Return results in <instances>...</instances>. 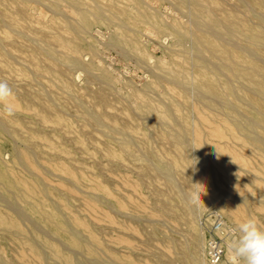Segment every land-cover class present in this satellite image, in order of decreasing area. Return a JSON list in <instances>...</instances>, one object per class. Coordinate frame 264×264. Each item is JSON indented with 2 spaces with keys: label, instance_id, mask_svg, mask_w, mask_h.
Returning a JSON list of instances; mask_svg holds the SVG:
<instances>
[{
  "label": "rangeland",
  "instance_id": "obj_1",
  "mask_svg": "<svg viewBox=\"0 0 264 264\" xmlns=\"http://www.w3.org/2000/svg\"><path fill=\"white\" fill-rule=\"evenodd\" d=\"M50 1L0 0V81L6 82L13 93L8 101L13 106L11 113L5 110L4 103H0L2 112L0 117L9 130L7 135L3 133L0 136V167L6 165L12 173L20 172L28 178L39 170L36 172L39 175L33 178L40 179L44 184L49 193L47 202L56 204L60 212L72 222L77 220L88 225L97 243L104 249V254H107V257H104L107 261L99 262L87 252L72 246L60 235L51 232L37 219L32 210L18 199L16 191L8 183L7 178L0 174V213L17 221L24 233L32 239L40 251H45L43 253L46 255L43 259L34 256L29 244H23L15 234L0 229V264H56L48 249L52 246L66 254L69 260L81 264L208 262L209 236L203 225V219L208 218L212 212H217L223 216L225 224L228 228H232L229 229L235 235H238L237 226L246 219L242 217L240 210L238 214L230 216L219 205L202 201L204 195L202 188L195 187L191 183V180L199 175V143L191 141L185 151L176 146L169 137V128L162 125L156 116L142 112L139 100L141 101L142 95H145L156 104H160L164 99L170 102L169 98H171L173 103H170L179 106L175 109L178 121L187 119L195 123L199 115L202 120L207 110L206 107L204 108L206 110L203 109L204 104L209 105L207 101L211 98H207V95L205 101L203 98L206 94L197 87L198 66L203 62L196 64L197 61L194 62V59L200 56L202 61L204 59L211 61L210 54L200 53L192 37L185 38L183 44L178 45L177 36L167 27H159L147 22L142 25L124 24L110 15L107 9L114 4L119 10L131 8L134 13H138L141 7L134 6L129 0H83L80 4H72L69 0ZM140 1L157 15L164 25H170L177 20L186 24L187 28L195 30L192 27L194 21H191L194 20L193 15L187 8L181 6L178 0ZM211 1L216 10L218 9V14L225 11L233 13L234 10L237 16L253 26L258 23L257 16L264 14V0H248L252 5H249L252 12L246 10L244 0ZM77 6L82 9H77ZM95 6L103 9L106 7L104 9L106 15L103 17L92 15V24L85 30L79 25L80 13ZM49 7L58 12L51 11ZM111 18L112 20H108ZM71 23L76 24L74 28H78L77 32L70 30L73 28ZM123 25L130 30L122 29ZM118 30L125 31L135 39L138 44L137 51L125 43L114 42ZM61 37L73 39L75 44L80 45V51L77 53L68 51L59 43L58 38ZM141 52H144V55H140ZM259 54L261 56H258V63L264 68V50H260ZM71 58L79 61L80 65L69 63L68 60ZM59 60L62 62H58ZM214 61L212 64L217 63L216 60ZM88 64L107 70L110 79L100 78L99 70H94L92 73L88 67H85ZM69 65L77 66L70 68ZM215 65L210 66L214 68ZM220 65L218 61L216 67L221 70V74L216 73L219 77L223 75L220 79L226 80L228 74L230 78L231 74L229 72L227 74L223 68L226 73H222ZM172 73L179 74L178 76L182 78L194 76L196 81L188 84L187 91L183 92L168 81ZM15 77L18 82L11 80ZM156 80L161 83L153 88H147ZM238 83L235 84L239 85ZM200 92L204 94L203 97L201 94L198 95ZM199 100L203 102V107L198 104ZM261 101L260 103L264 105V100ZM209 102L213 103L211 100ZM241 106V111L246 112L249 118L256 119L249 120L239 108L240 115H244L245 119L238 114L237 118L244 119L242 126L245 122L247 126L245 125V129V126H240L237 141H232L234 144L230 143L229 146H235L241 164L236 157L227 156L226 159L224 153L216 155L212 160L210 158L203 160L214 165L218 175L216 178L211 176L210 183L215 182L211 184L213 188L219 185L217 186L220 191L218 188L214 190L221 194L220 197L225 196H222L223 200L226 196H228L227 200L234 196H242L241 193L246 194V191L242 192L243 188H246L248 182L255 181L247 192L250 197L247 203L249 201L248 207L252 217L257 218L261 223L260 226L264 228L262 226L264 225V195H262L264 193L262 190L259 191L264 189V182L260 180L262 174L249 172L251 162L243 158L255 157L254 152H250V149L243 144L246 137H249V140L259 139L257 144L264 146V121L259 115L253 114L254 111ZM197 107L202 109L199 111ZM217 108V106L214 108L216 114L220 112ZM86 109L101 115L105 125L97 126L86 116ZM208 111L207 114L213 112V110ZM156 119H158L157 123ZM204 119L203 122L201 121L205 124L203 126L210 129L204 123ZM250 122L252 125L249 124ZM117 127L118 129L121 127L120 132L123 131L120 133L114 130ZM216 127L220 128L222 125L218 124ZM243 132L244 134L240 135ZM126 140L130 143L129 148L124 147ZM17 149L19 158L14 151ZM258 158L264 162V158ZM232 159H235L234 163ZM236 160L239 164L236 162L235 165ZM164 162L172 166L170 178L157 169V166ZM227 168L232 171V177L223 175ZM256 181L260 187L255 186ZM196 197L200 198L201 204ZM14 199H17L18 204ZM188 205H193L191 210L188 209ZM83 231L85 233V230ZM200 234L203 236L201 237ZM195 239L204 241V253L202 259L198 261L196 260L198 246L194 244ZM109 257L110 259H107ZM227 263L233 264V261L228 260Z\"/></svg>",
  "mask_w": 264,
  "mask_h": 264
},
{
  "label": "bare ground",
  "instance_id": "obj_2",
  "mask_svg": "<svg viewBox=\"0 0 264 264\" xmlns=\"http://www.w3.org/2000/svg\"><path fill=\"white\" fill-rule=\"evenodd\" d=\"M69 1L72 4H80L83 2V0H69ZM129 1H131L134 4V6L136 5L138 7V5H139L141 7V10L138 13L137 12L134 13L131 10V8H124L122 10H119L116 8L115 4L108 7L107 10L109 11L110 15H112L113 17H116L117 19L120 20V22H122L124 24L142 25V24L147 22V23L153 24L155 26L167 27V29H170L171 31H173V33L177 36L176 38H178V45H182L185 38H187V37L191 38L192 37L193 40L195 41L197 50L200 53L205 54L207 52L210 54L211 61L209 59H207V60L204 59L202 61V59L200 60L199 55H198L199 60L196 59V57L194 59V62L197 61L196 64H199L198 62H200V61L203 62L202 65L198 66V72H197L198 73V76H197L198 77L197 78L198 79V82H197L198 86L197 87H199V89L202 92H204L206 95L205 96H204V94L202 95L201 92L198 95L200 96V94H201L202 97L204 96L203 99H205V101H206L205 97L208 95L207 98L210 97L211 99L210 98L209 99L211 100V102H213L210 104V102H209L210 100H209V101H207L209 103V105L204 104L205 106L202 105L203 102H200V100H199L200 103H198V104H201L202 107L204 106L203 109L206 107L207 110H209V111L213 110L212 114H209L210 113L209 111H208L209 113L207 114V110L204 109V110H206L205 114H207V115H205V114L203 115V116H205L204 117L205 119L203 118L205 121L204 123H206L207 124L206 126H208L210 129L205 128L203 126L205 124L202 123L203 119L201 120V117H199L200 115L197 116V117H199V119L196 117L195 123H193L194 122L193 120L188 121L187 119H185L181 122L178 121V118L175 115L176 114L175 109H176V106L177 107H179V106L177 104L175 106L172 105L173 101H171L172 100L171 98H169V99H170V102H172V103L167 102L168 100L164 101L165 100L164 99L162 103L159 102L160 104H156L149 97L142 95L141 101L139 100L140 108H141L142 112H144L146 114L154 115L157 118H159L161 121V124L166 125L169 128V130H170L169 137L172 138L174 144L176 146H179V148L184 149V151L187 149V146L191 141H197L199 143V147H200V150L198 151V152H200V157H199V161H198V163H199V175H197V177L193 178V180H191V183L195 187L200 186L202 188L203 193H204L202 201L209 202V203H215V204L219 205L230 216L233 214H238V211L240 210L242 213V217L244 219L252 217L251 211L248 207L249 201L247 203V200L250 199L249 194L247 192H249L250 187L252 188L255 181L251 182V183L248 182L249 184L246 185V188H243L244 190H242V188H240L242 190V192L246 191L245 192L246 194L241 193V195L242 194L244 195V196L242 195L243 197L242 196H234V198H231L232 193L230 194L229 189H228L229 195H231V197H230L231 199L226 200V198L228 197V196H226L225 200H223V197H225V196L222 195L223 197L221 196L222 197V199H221V197H220L221 194L219 195L217 193V191H215L216 189L214 190V188H218V191H220L219 187H218L219 185L217 184L218 186L216 185L217 187L215 186L213 188L211 184H213L215 182L210 183V179L212 177L216 178L218 173L215 170V167L212 164V162H206L204 160L207 158H210V160H212V158H214L216 155H218L220 153H224L226 159H227V156L228 157L233 156V157L238 158L239 163L241 164V158H240V155L238 154V152L236 151L235 146L234 147L229 146L230 143H233L232 141H237L238 136H239L238 130L240 129V126H242V121L245 119V117H243L244 115H240V113L243 112V111H241V108H240L241 105L244 107L246 106L251 111H254L253 114L259 115V117H261V119L264 121V105L261 104L262 103L261 100H264V68H263V66H261L258 63V56H261L259 54L260 50H264V14L263 15L259 14L257 16L254 13L258 18V23H256L257 24L256 26H253V25L248 24L247 20H245V19L243 20V18H240V16H237L235 14L237 12H235L234 10H232L233 13L225 11L222 14H218V12H217L218 9L216 10V7L213 5L211 0H178L180 5L187 8L188 12H190L191 15H193L192 17L194 18V20H191V21H194V22L193 23L191 22V23L194 26H192V25L191 26L193 28H195V30H191V29L186 27L187 26L186 24H185L186 25L185 26L183 23H181L180 21H177V20L172 22V24H170V25H164L161 22L160 18L157 15H155L154 13H152L145 5H143L140 0H129ZM55 2H58V1H55ZM248 2H249L248 0H244L243 3H245L246 10L250 11L251 10L250 6H252V5H250V3H248ZM147 3H148V1H147ZM158 3H159V1H158ZM56 4H58V3H56ZM93 4H94V2H93ZM246 4H248V5H246ZM60 5L61 4L59 3V6ZM60 7H62V6H60ZM84 7H86V6H84ZM49 8L51 9V7H49ZM149 8L151 9L152 7H149ZM58 9L60 10V8H57V10ZM61 9H63V8H61ZM77 9H79L78 6H77ZM81 9H79V10H81ZM83 9H85V8H83ZM104 9L100 6H95L94 8H92L90 10L86 9L87 11L82 12V14L80 13L81 21H80L79 25L86 30L92 24V19H93L91 17L92 15L94 17L95 16H98V17L102 16L103 17V15H106ZM54 10H53V8L51 9V11H54ZM75 10H76V8H75ZM227 10H231V9H227ZM219 11H220V9H219ZM56 12H58V11H56ZM78 12H80V11H78ZM250 12H252V11H250ZM80 15H79V17H80ZM164 17H165V15H164ZM108 20H112V18L108 19ZM69 22H70V20H69ZM111 22H113V21H111ZM71 25L73 26V28H70V30L71 31L76 30V32H77L78 28H74L76 24L74 25L71 23ZM71 25L69 24V27H71ZM123 26H126V25H123ZM123 26H122V29L127 28V26L126 27H123ZM13 29H16V28H13ZM20 30H22V29H20ZM127 30H130V29L127 28ZM131 30H134V28L133 29L131 28ZM17 31H19V30H17ZM20 32H22V31H20ZM73 33H75V32H73ZM18 34H20V33H18ZM114 37H115L114 42L125 43V44L129 45L132 49L137 51L136 48H137L138 44L130 34H127L123 30L122 31L118 30L117 35ZM27 39H28V35H27ZM34 40L36 41V39H34ZM58 41L64 48H66L68 51H70L72 53H77L80 51V45L75 44V42H73V39L69 40V39H65V38L61 37V38H58ZM177 50H178V48H177ZM180 51H182V50H180ZM184 51H186V50L184 49ZM45 52H46V50H45ZM196 54H197V52L195 53V55ZM64 55H65V53H64ZM140 55H144V52L143 53L141 52ZM51 56H53V55H51ZM213 59L216 60L217 63L219 61V63L221 64L220 65L221 69L223 68L227 71V74H228V72L231 74L230 78H228V75H229L228 74L226 80L220 79V77H223V75L219 77V75L216 73V72L220 73L221 70L219 68H217L218 66L216 67L217 63H215L216 65L212 64L213 62H215ZM260 59H261V57H260ZM55 60H57V58H55ZM186 60L188 61V59H186ZM189 60H191V59H189ZM212 60H213V62H212ZM58 62H62V60H59ZM68 62L72 63V64L78 63V65H80L79 61L77 62V60L75 58L69 59ZM191 62H193V61H191ZM209 63H211L210 65H213V66L215 65V67L213 68L212 66L209 65ZM63 64H65V63H63ZM93 64H88L85 67H88V69L91 70L92 73L94 70H99L98 74H99L100 78L102 77L105 79H110V75L107 72V70H105L103 68L96 67ZM66 65H68V64H66ZM76 66L77 65H75V67ZM69 67H70V65H69ZM71 67L73 68L74 66H71ZM88 69L86 68V70H88ZM223 69H222V73H224ZM178 75H173V73H172V75L168 78V81L171 83V85L181 89L183 92L187 91L186 88H187L188 84H192L194 81H196L195 80L196 77H194V76H190V77L187 76V78H186L185 77L186 74H185V76H184L185 78H182L181 76H178ZM7 78H9V77H7ZM158 79L160 80V78H158ZM11 80L13 82H18V79L16 77L11 79ZM159 80L153 81L151 84H149L147 86V88H153L155 85L158 86L159 85L158 83H161V81H159ZM165 80H166V78H165ZM236 82H239L238 83L239 85H236L235 84ZM8 83H11V82L8 81ZM195 84H196V82H195ZM107 85H108V83H107ZM138 95L140 96V93ZM175 96H176V94H175ZM186 100H188V99H186ZM260 101H261V103H260ZM215 105L218 107L217 109L220 110V112H218L217 114L214 112L215 111L214 108H216ZM199 107H200V105H199ZM199 107H197V108H199ZM239 108H240L241 112L239 111ZM201 109L199 108V111ZM242 109L244 110V108H242ZM184 110H185V107H184ZM0 112H1V110H0ZM31 113L33 114L32 111H31ZM200 114H203V113H200ZM237 114L241 118L243 117L244 119L239 120L237 118ZM242 114L247 115L246 112L245 113L243 112ZM86 116L89 117V119H91L97 126H104L105 125L101 115H99L95 111H92L90 109H86ZM247 116L249 118V115H247ZM197 119H198V121H200L199 123H198ZM250 119H253V117H250L249 120ZM157 120L158 119L155 120L156 123H157ZM253 120H251V121L255 122ZM245 121H247V120H245ZM247 122H249V121H247ZM252 122H250L249 124L252 125ZM256 123H257V121H256ZM218 124L219 125L221 124L222 127H220V128L216 127V125H218ZM244 124L246 125V122ZM245 125H243V126H245ZM246 126L244 127V129L246 128ZM260 126H262V125H260ZM118 128L119 127L115 128L114 130H117L120 132L121 127H120V129H118ZM169 130H167V131H169ZM8 131L9 130L6 128V125L4 124V121L1 118L0 119V136H2L3 133L5 135H7ZM119 132H117V133H119ZM241 134H244V132L240 133V135ZM11 137H13V136H11ZM245 139H246L245 141H243L242 139H240V140L243 141L244 146L246 145L247 148L250 149V152H254V156H255V157L251 156V157H253V158H251L247 154L249 156V158L243 157L246 160L251 162V165H250L248 171L251 173L253 171H255V172L262 174V176H260L261 179L260 178L259 179L263 180V182H264V176H263L264 175V162L258 158V157L264 158V146L262 147V146H259L257 144L259 139L251 138L252 141L249 140L250 139L249 137H246ZM127 141L128 140H126L124 147L129 148L130 143ZM235 144H236V142H235ZM237 145H238V143H237ZM0 151H1V148H0ZM14 151H15L16 156L19 158L20 154L18 153V149L14 150ZM32 153H34V152H32ZM256 154H258V155H256ZM26 158H28V155H26ZM234 160L233 159L231 160L232 163H234ZM236 162H237V160L235 161V165H236ZM30 163H32V162H30ZM36 163H37V161H36ZM194 165H196V163ZM215 166H216V164H215ZM49 167H51V166H49ZM19 168H21V167H19ZM44 168H45V166H44ZM157 169L159 171L164 172L169 178L171 177L170 174L172 172V166L170 164L165 163V162L160 163L157 166ZM38 171L36 170V172H38ZM36 172L35 173L33 172V176L28 178L20 172L12 173L6 165H4L2 168L0 167V174L2 176H4L5 178H7L8 183L16 191V193L18 195V199L21 200L26 206H28L30 208V210H32L33 214L37 217V219L39 221H41L43 224H45L50 229L51 232L60 235L66 241H68L72 246L77 247V248L87 252L89 255H91V257H95L99 262L105 261L106 259L104 257L107 254H104V249L102 248V246L99 245V243H97V240H96L95 236L93 235L90 227L84 223L77 222V220H76V222H75V220H74V222H72L65 215H63V213L60 212V208L56 204H49L47 202L49 193L46 190L44 184L41 182L40 179L33 178L35 175H39L38 173L36 174ZM224 174H225V176L227 175L229 177L233 176V173L229 168H227L224 171L223 175ZM65 176H66V174H65ZM67 176H69V175H67ZM254 176H256V174H254ZM72 177H74V176H72ZM67 178H69V177H67ZM64 179H66V178H64ZM169 180H170V182H172L171 179H169ZM213 180L215 181V179H213ZM68 181H69V179H68ZM221 185H222V183H221ZM256 185L258 187H260L257 184V181L255 183V186ZM261 190H262V193H264V189H260L259 191H261ZM226 191H227V188L225 189V192ZM262 195H264V194H262ZM2 197L4 198V196H2ZM14 197H15V195H14ZM85 197H87V196H85ZM263 198H264V196H263ZM196 199H197V197H196ZM197 200H199V203H200V201H201L200 198H198ZM15 201L17 202V199ZM84 201H86V200H84ZM91 201H93V200H91ZM262 201H263V199H262ZM17 204H18V202H17ZM19 206L21 207V205H19ZM192 206L193 205H188V209L191 210ZM22 210H23V208H22ZM25 226H27V225H25ZM262 226H264V225H262ZM40 227H41V225H40ZM229 228H228V225L226 224V228L223 231V239H224V243H225V256L222 259V261L219 262L218 264H228L227 261L231 260V258H230V247L229 246H230L231 240L236 235L233 234L232 231H230V229H232V228H230V229ZM0 229L15 234L16 236H18L20 238V240L23 242V244H29L30 245V247H29L30 251L32 252V254L34 256H36L40 259H43L46 257V255L43 253L45 251L42 252L36 247V244L33 243L32 239L29 238V236L24 233V231L19 226L17 221H15L12 218L5 216L2 213H0ZM27 229H28V227H27ZM83 230H85L86 234L84 233ZM202 236H203V234L201 235V237ZM202 239L201 240L195 239L196 242H194V244L198 246V253H197V258H196L197 261L200 258L202 259V255L204 253L203 252L204 241H202ZM48 249L50 250L53 259L56 261V264H81L80 262H74V261L69 260L67 255L64 254L62 251H60L55 246L49 247ZM75 251H74V253H75ZM47 256L49 257V255H47ZM114 257H116V256H114ZM107 259H110V257ZM115 259H117V258H115ZM108 261H110V260H108ZM47 262L48 261L46 260V263ZM129 264H137V263L133 262V263H129ZM203 264H210V263L205 261ZM241 264H243L242 261H241Z\"/></svg>",
  "mask_w": 264,
  "mask_h": 264
},
{
  "label": "clouds",
  "instance_id": "obj_3",
  "mask_svg": "<svg viewBox=\"0 0 264 264\" xmlns=\"http://www.w3.org/2000/svg\"><path fill=\"white\" fill-rule=\"evenodd\" d=\"M13 95L9 85L0 81V103L5 104L8 113L13 106L8 103ZM236 235L230 242V258L233 264H264V228L255 217H249L240 223Z\"/></svg>",
  "mask_w": 264,
  "mask_h": 264
},
{
  "label": "built area",
  "instance_id": "obj_4",
  "mask_svg": "<svg viewBox=\"0 0 264 264\" xmlns=\"http://www.w3.org/2000/svg\"><path fill=\"white\" fill-rule=\"evenodd\" d=\"M210 215H208V218L203 219V225L209 236L207 241V261L210 264H218L225 256L223 231L226 228V224L223 216L217 212H212Z\"/></svg>",
  "mask_w": 264,
  "mask_h": 264
}]
</instances>
